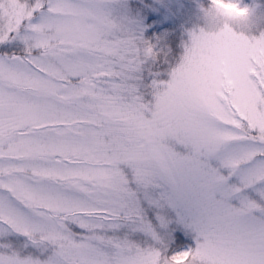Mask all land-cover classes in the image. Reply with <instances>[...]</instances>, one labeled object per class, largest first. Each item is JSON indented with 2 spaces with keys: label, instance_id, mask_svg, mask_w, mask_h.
Masks as SVG:
<instances>
[{
  "label": "snow or ice",
  "instance_id": "snow-or-ice-1",
  "mask_svg": "<svg viewBox=\"0 0 264 264\" xmlns=\"http://www.w3.org/2000/svg\"><path fill=\"white\" fill-rule=\"evenodd\" d=\"M0 264H264V0H0Z\"/></svg>",
  "mask_w": 264,
  "mask_h": 264
}]
</instances>
